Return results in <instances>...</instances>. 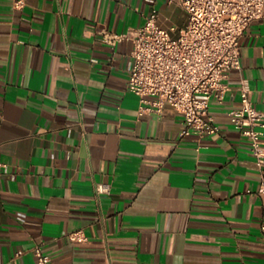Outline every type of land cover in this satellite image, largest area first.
Returning <instances> with one entry per match:
<instances>
[{
  "label": "crops",
  "instance_id": "0c3cea01",
  "mask_svg": "<svg viewBox=\"0 0 264 264\" xmlns=\"http://www.w3.org/2000/svg\"><path fill=\"white\" fill-rule=\"evenodd\" d=\"M18 1L0 0V264H38L37 247L55 264H264L261 174L230 117L244 80L264 112V19L211 103L221 131L182 137L170 104L141 113L133 41L103 34L133 35L157 8L178 36L180 0Z\"/></svg>",
  "mask_w": 264,
  "mask_h": 264
},
{
  "label": "built area",
  "instance_id": "2783aa9c",
  "mask_svg": "<svg viewBox=\"0 0 264 264\" xmlns=\"http://www.w3.org/2000/svg\"><path fill=\"white\" fill-rule=\"evenodd\" d=\"M189 19L178 36L161 26L154 8L146 24L133 35L103 30L105 42L116 46L126 39L134 44L129 81L140 97L141 113L162 112L166 104L183 116L182 137L221 131L210 113L213 101L224 102L231 72L242 68L241 38L250 26L264 19V0H180ZM23 7V0L18 1ZM242 103L230 111L235 127L251 142L261 174L259 191L264 195V112L254 102L247 80L241 86ZM7 165L0 161V175ZM109 183L99 182V197L110 193ZM264 229V224H263ZM73 241L86 236L77 231ZM38 264H55L42 247L36 248Z\"/></svg>",
  "mask_w": 264,
  "mask_h": 264
}]
</instances>
